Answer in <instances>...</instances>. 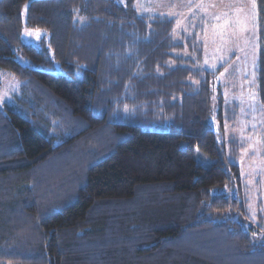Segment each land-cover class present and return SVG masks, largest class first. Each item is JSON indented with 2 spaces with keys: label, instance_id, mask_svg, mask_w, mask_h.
<instances>
[{
  "label": "trees",
  "instance_id": "1",
  "mask_svg": "<svg viewBox=\"0 0 264 264\" xmlns=\"http://www.w3.org/2000/svg\"><path fill=\"white\" fill-rule=\"evenodd\" d=\"M136 1L0 0V69L20 82L0 98V264H264L207 17L180 38Z\"/></svg>",
  "mask_w": 264,
  "mask_h": 264
},
{
  "label": "rangeland",
  "instance_id": "2",
  "mask_svg": "<svg viewBox=\"0 0 264 264\" xmlns=\"http://www.w3.org/2000/svg\"><path fill=\"white\" fill-rule=\"evenodd\" d=\"M136 8L144 16L177 18L176 34L180 38L197 14L207 17L200 35L205 47L203 66L211 71L224 66L214 90L221 87L226 103L239 107L237 121L227 126V138L241 144V151L233 161L241 169L252 219L264 224V106L260 103L257 85L256 0H137ZM39 33L27 30L26 43H32L30 39H37L41 36ZM0 88V98L11 101L20 82L13 74L0 69ZM197 158L205 165L211 163L199 152Z\"/></svg>",
  "mask_w": 264,
  "mask_h": 264
}]
</instances>
